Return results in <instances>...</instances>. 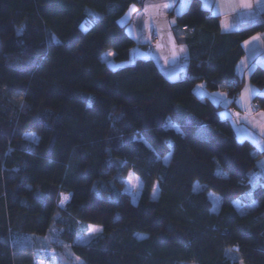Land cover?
<instances>
[{
	"label": "trees",
	"instance_id": "16d2710c",
	"mask_svg": "<svg viewBox=\"0 0 264 264\" xmlns=\"http://www.w3.org/2000/svg\"><path fill=\"white\" fill-rule=\"evenodd\" d=\"M136 4L0 0V264H50L13 240L57 224L85 264H238L228 251L264 264V152L239 142L221 108L195 93L204 82L238 94L242 43L264 24L225 35L191 0L177 17L188 73L169 81L151 59L117 69L103 60L113 50L115 63L128 61L135 41L122 19ZM250 81L264 88V68ZM255 101L264 108V97ZM130 171L143 183L137 202ZM90 225L102 232L75 244Z\"/></svg>",
	"mask_w": 264,
	"mask_h": 264
},
{
	"label": "crops",
	"instance_id": "0c3cea01",
	"mask_svg": "<svg viewBox=\"0 0 264 264\" xmlns=\"http://www.w3.org/2000/svg\"><path fill=\"white\" fill-rule=\"evenodd\" d=\"M200 1L206 11L219 18L222 34L230 35L264 24V0ZM190 2L138 0L122 19L129 36L135 41L128 61L115 63L113 50L104 53L103 60L117 69L141 59H151L167 80L185 78L190 53L188 46L179 39L185 30L178 25L177 17L188 9ZM181 47L183 52L179 50ZM242 48L244 55L236 66L239 80L243 82L238 94L230 96L226 87L210 92L204 82L196 85L195 93L200 99H208L221 108L220 117L231 122L239 142L247 141L264 152V108L255 101L256 97H264V88L250 81L256 68H264V31L245 40Z\"/></svg>",
	"mask_w": 264,
	"mask_h": 264
},
{
	"label": "rangeland",
	"instance_id": "374dc122",
	"mask_svg": "<svg viewBox=\"0 0 264 264\" xmlns=\"http://www.w3.org/2000/svg\"><path fill=\"white\" fill-rule=\"evenodd\" d=\"M87 23L83 25V29L87 28ZM108 56H105L104 58H107ZM30 141H37L36 136L33 134L28 135L27 137ZM165 162L169 160V157H166ZM142 179L133 171H130L128 173V177L125 181V187L126 190L129 192L132 200L134 202H137L138 197L140 195L141 189H142ZM203 189V185L199 182H196L194 184V190L200 191ZM160 188L159 184L155 183L152 191V198L157 199L159 197ZM209 198L212 201L213 212H218L220 210L221 206V197L215 192L210 191ZM238 207H241V202L236 203ZM60 216H58V221L61 220ZM81 224H79V227L77 228V231L80 233ZM64 228H62L60 225H55L50 229V231L44 235V236H34V235H21L17 236L13 240L14 246L17 247H31L34 248L36 251L40 252L41 254L45 256L50 257V264H85V262L79 258L77 255L74 254L72 250V245L65 242L62 234H63ZM140 237H143L144 235L140 234ZM96 239L95 236H90L89 232L85 234H79L74 239L75 244H89L93 242ZM228 256L233 262H237L240 264L241 257L237 252L234 251H228ZM182 264H190V263H182ZM244 264V262H243Z\"/></svg>",
	"mask_w": 264,
	"mask_h": 264
},
{
	"label": "snow or ice",
	"instance_id": "6c2138e0",
	"mask_svg": "<svg viewBox=\"0 0 264 264\" xmlns=\"http://www.w3.org/2000/svg\"><path fill=\"white\" fill-rule=\"evenodd\" d=\"M253 39H256V37H253ZM247 43V41L245 42ZM180 52H183L184 49L181 47L180 49ZM24 100H23V97L20 98V106L21 108L24 107ZM239 115V114H237ZM61 196H62V199L60 200V204L63 205L69 198L67 196H64L63 193H61ZM255 204V202L253 201V205ZM249 206H252V205H249ZM102 232V228L100 227H97V226H94V225H90L89 226V235L90 236H95L96 234ZM240 264H243V261L240 262Z\"/></svg>",
	"mask_w": 264,
	"mask_h": 264
},
{
	"label": "built area",
	"instance_id": "2783aa9c",
	"mask_svg": "<svg viewBox=\"0 0 264 264\" xmlns=\"http://www.w3.org/2000/svg\"><path fill=\"white\" fill-rule=\"evenodd\" d=\"M183 29H184V30H186V29H187V27H186V26H183Z\"/></svg>",
	"mask_w": 264,
	"mask_h": 264
}]
</instances>
